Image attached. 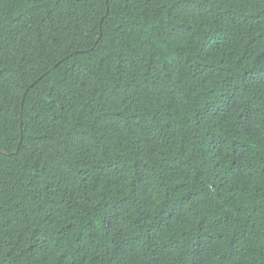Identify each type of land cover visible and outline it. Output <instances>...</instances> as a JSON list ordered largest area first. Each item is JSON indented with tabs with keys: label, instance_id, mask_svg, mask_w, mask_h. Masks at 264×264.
Returning <instances> with one entry per match:
<instances>
[{
	"label": "trees",
	"instance_id": "16d2710c",
	"mask_svg": "<svg viewBox=\"0 0 264 264\" xmlns=\"http://www.w3.org/2000/svg\"><path fill=\"white\" fill-rule=\"evenodd\" d=\"M0 264H264V0H0Z\"/></svg>",
	"mask_w": 264,
	"mask_h": 264
}]
</instances>
